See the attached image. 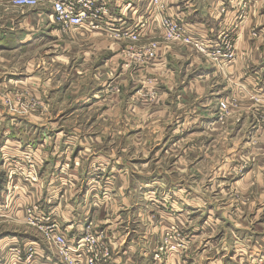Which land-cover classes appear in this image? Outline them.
Returning <instances> with one entry per match:
<instances>
[{"label": "crops", "instance_id": "1", "mask_svg": "<svg viewBox=\"0 0 264 264\" xmlns=\"http://www.w3.org/2000/svg\"><path fill=\"white\" fill-rule=\"evenodd\" d=\"M9 1L0 0V4ZM99 2L104 3L109 9V15L102 23L103 29L89 33L81 28H71V33L73 31L76 33L72 35L76 43H92L91 47L97 49L95 53L100 52L99 54L102 55L99 59H93L92 64H85L94 65L99 86L95 87L93 84L86 87V93L79 97L76 94L75 107L90 110L100 104L104 105L107 112L112 109L111 107L115 112L125 102L126 105L131 103L139 105L145 90L159 87L160 91L167 95L176 93L171 94L174 99L169 101L168 105L179 119L176 132H182V135H192L194 132L219 124V119L209 116L208 112L211 106L218 107L221 102L229 106L239 102L245 109L252 107L253 102L264 107V0H257L245 9L239 7L235 0H163L165 15L177 20L191 37L212 44L218 42L222 34L230 35L235 57L231 62L220 61V63H214L212 58L196 54L189 48L180 47V43H176L177 45L162 43L163 31L150 6V0H99ZM4 8L1 6L0 11ZM241 10H245V14L240 15ZM26 11L27 14L32 13V15L27 17ZM52 14L50 6H40L27 9L21 13V16H17L16 28L0 22V52L4 51L5 54L13 50L36 48L54 41L57 35L59 37L56 33L61 32L62 28L51 19ZM43 16L47 17V22ZM130 31H138L142 45L129 48L132 41L124 34ZM154 39L161 43L157 44L159 48L156 58L146 57L139 62L136 55L148 45V41ZM81 68L86 70L87 66ZM113 72L121 76L109 82L110 80L105 76ZM123 73L131 74L132 77L125 81L127 77L122 78ZM141 73L150 75L156 83H146L144 86L132 83L133 75L139 77ZM209 81L216 84L210 95L207 85ZM3 84L5 83L0 81V87ZM109 84L117 85L122 92L123 88L127 87H132L133 90L127 97L122 92L110 97ZM75 87H78L77 83ZM192 99L197 102L190 104ZM256 99H259V102ZM255 112H251L252 116ZM248 113L250 110L247 111ZM115 117H118V121L120 118L127 119L126 116ZM44 128L47 131L41 129L43 134L39 136L43 138L37 142L38 157L43 162V169L50 165L58 171L66 156L65 166L62 168L68 172L66 177L57 180L47 178L44 171L38 183L22 182L16 178L14 183H18L20 188L16 190L18 196L16 195L17 198L11 206L15 218L23 219L28 206L39 205V214H52L71 245L81 239L87 227L95 233H103L113 255L110 261L102 264H158L156 252L161 242L159 238L162 237V235L158 237V232L166 234L171 224L179 223L182 226L185 222V231H191V228L193 233L189 244L191 252L176 256L173 262L197 264L199 255L203 254L207 262L210 260L207 253L213 245H206L198 240L209 233L204 228L209 222L207 219L206 222H201L200 217L197 215L195 218L193 213L201 212V218L207 217L211 220L221 213L225 215V211L215 207L198 209L201 200L194 194H180L178 190L180 185L172 184L171 195L168 198L161 193L159 189L161 185L156 179L148 178L146 182L138 184L140 197L139 194L135 197L131 191H127L126 186H135L137 182L135 179L129 182V176L124 174V171L127 166L134 171L136 159H126L123 156L126 151L124 147H117L116 151L112 147L99 148L96 146V143L100 142L97 140L98 137H95L94 142H83L82 139L79 143L80 136L59 129H54L57 131L54 137L58 139L54 147L51 145L48 147L46 135L50 132V127L44 126ZM5 134L10 136L16 132L8 128L4 131V138ZM50 136L53 137V134ZM22 140L13 145L8 141L7 149L0 151L3 155L2 161L4 160L2 184L5 183V178L12 169V161H21L22 152L27 148L26 144L31 143H26L27 139L22 138ZM59 140L61 144L58 143ZM67 146L69 151H64ZM4 151L6 154H3ZM5 156L8 158L4 159ZM254 169L253 166L249 167L240 178L235 177L231 169V176L224 175L223 179L230 182L235 180L236 183L248 187L254 177ZM258 181L260 183L257 186L262 188L263 177ZM14 183L9 184L16 186ZM68 184H71V188H66ZM166 191L168 193L169 189ZM2 199L4 200V197L0 195V203ZM172 202L175 204L177 202V205L178 202L180 203L177 207ZM159 204L161 207L157 206ZM191 204L195 205L191 206ZM189 207H192L193 212L188 210ZM189 213L190 215L187 216ZM212 220L214 222V219ZM256 228L257 225H251L250 232L243 231L244 237H240V241L233 245L226 242L216 244L215 246L221 247L218 252L215 250L219 254H216L215 261L206 263L264 264V235L257 232ZM23 243H25L24 239ZM27 243L41 246L38 238L31 239L26 245ZM43 246L44 248L37 249L38 262L35 261L33 264H62L57 252L53 250L54 247L51 248L53 250L51 252L44 244ZM171 255L172 253L169 254L166 264H169ZM199 264L203 263L199 262Z\"/></svg>", "mask_w": 264, "mask_h": 264}, {"label": "rangeland", "instance_id": "2", "mask_svg": "<svg viewBox=\"0 0 264 264\" xmlns=\"http://www.w3.org/2000/svg\"><path fill=\"white\" fill-rule=\"evenodd\" d=\"M1 6L5 7L0 11L1 24H10L11 27L16 28L17 18L23 11L45 5L21 8L13 6L10 0L6 4L2 2L0 9ZM27 12V17L32 15ZM43 18L47 22V17L43 16ZM51 19L54 20V17L52 16ZM61 30L56 33L59 34V37L57 35L54 41L44 43L42 46L13 50L10 53L5 52V54L4 51L0 52V81L5 83L0 87V151L7 149L8 141L11 145L23 141L22 138L27 139L26 143L31 142L26 144L27 148L22 152V160L12 161V170L16 173L10 176L11 171H9L3 184L2 166L4 160L2 161L3 155L0 153V195L4 197L0 203V264L38 262L36 260L39 256L37 249L44 248L43 244L51 252L53 250L57 252L55 247L53 248L45 241V236L38 228L27 223L26 213L21 219L20 217L15 218L11 211L12 202L18 196L16 190L20 188L18 183H14L16 178L22 182L38 183L44 171L47 178L57 180L67 175L68 171L63 170L66 156L58 171H55L50 165L43 169L42 164L34 170L37 174L35 181L24 175L28 176L31 170V164L25 162L24 154L29 156L32 149L33 151L38 150L37 142L43 138V136H39V134H43L41 129L47 131L44 126L50 127V132L46 135L48 147L50 145L54 147L58 140L54 137L57 134L54 129L74 132L81 138L78 140L79 143L82 139L83 142H94L95 137H98L97 140L100 142L96 143V146L99 148L112 147L116 151L117 147H124L123 149L126 151L123 156L126 159H136V166L133 167L135 170L132 171V168L127 166L124 171V174L129 176V182L132 179L137 182L135 186H126L127 191H131L135 197L140 191L138 184L146 182V179H156L161 185L159 187L161 193L166 197L171 195L172 184L180 185L178 188L180 194H194L201 200L197 206L198 209L206 210L215 207L225 211V215L221 213L220 216L216 215L214 218L210 215L214 222L212 219L208 220L207 217L201 218V212L193 213L195 218L197 215L200 217L201 222H206V219L209 222L204 226L206 232L209 233L198 239L206 245H213L207 253V257L210 258L209 263L215 261L216 254H219L218 250H221L220 246H215L216 244L226 242L233 245V243L239 242V238L245 235L243 231L250 232L251 225H257L256 229L258 230L256 231L264 235V186L262 188L257 186L260 183L258 179L261 177L264 179V107L255 102L248 109L242 108L239 102H234L233 106L227 105L226 109H221L220 106H211L208 115L218 118L219 124L206 130L194 132L192 135H182V132H176L179 119L168 105V102L174 99L171 94L176 93L172 92L167 95L162 93L159 87L145 90L140 98L142 101L137 106L134 103L126 105L125 102L115 112L113 107L107 112L104 105L100 104L90 110H81L74 105L75 95L77 94L79 97L86 93V87L93 84L95 87L99 86L94 65H89L92 64L93 59H99L102 55L99 54L100 52L95 53L97 49L91 47L92 43H76L72 38V35H76V33L73 31L72 34L71 28ZM140 38L132 41L129 48L142 45ZM161 39L164 40V36ZM151 41L147 42L148 45L160 43L155 39L152 43ZM162 43L177 45L176 43L180 42L164 40ZM179 46L189 48L192 52L199 54L186 43H180ZM93 49L95 50L93 51ZM84 66H87L86 70L81 68ZM130 75L123 73L122 78L127 77L125 81H128L132 77ZM120 76L117 72H113L105 77L110 80L109 82H112ZM136 76L133 75L131 82L139 83V86L156 83L155 79L148 74L141 73L139 77ZM76 83L78 84L77 88L75 87ZM207 85L210 95L216 84L209 81ZM132 90V87H127L123 88L122 92L117 85H110L108 93L110 97H113V95H119L122 92L127 97L128 94L130 96ZM195 102L197 101L192 99L190 104H195ZM248 110L250 113L247 114ZM252 111H256L253 116ZM116 115L126 116L127 119L120 118L118 121ZM8 128L15 131L16 134H10V136L5 134L4 138V131ZM51 134L53 137L50 136ZM58 143L61 144V140ZM64 151H69V146L65 147ZM3 154L6 152L4 151ZM7 158L4 157V159ZM252 166L255 167L254 177L248 187H244L242 183H236L235 180L230 182L223 179L224 175L231 176V169L232 174L240 178ZM9 183H14L16 186ZM68 185L66 188H71V184ZM166 189H169L168 193ZM154 204L156 205V203ZM173 204L178 207L177 202ZM34 205L28 206L26 211ZM194 205L191 204V206ZM157 206L161 207L160 204ZM189 209L193 212L192 207ZM9 211L11 212L6 214ZM180 225L179 223L171 224L168 227L170 230L165 232L166 234L158 232V237L162 235L159 238L161 242L156 252L158 264H166L170 253L172 255L169 264H175L173 261L176 256L191 252L189 244H191L192 229L185 231V222L182 226ZM36 238L41 242L40 247L37 244L27 243L28 245H26V242ZM23 239L25 243L22 244ZM5 243L12 244L8 246L4 245ZM168 244L170 245L165 247ZM195 252L197 253V251ZM110 254L113 255L112 250H110ZM204 255H199V262L203 264L207 262ZM111 256L107 259L104 257L105 261H110Z\"/></svg>", "mask_w": 264, "mask_h": 264}, {"label": "built area", "instance_id": "3", "mask_svg": "<svg viewBox=\"0 0 264 264\" xmlns=\"http://www.w3.org/2000/svg\"><path fill=\"white\" fill-rule=\"evenodd\" d=\"M256 1L235 0L239 7L242 6V9ZM11 3L13 6L21 8L48 5L52 9V16L59 27L62 29L81 28L89 33L99 32L103 29V20L109 15V9L104 3H100L99 0H11ZM150 3L163 31L165 41L186 43L192 46L199 54L206 55L215 62H231L234 59V46L229 34H222V38L212 44L195 39L187 33L177 20L165 15L163 0H150ZM243 14H245V10H241L240 15ZM124 35L130 38L131 41L139 40L140 37L138 31L126 32ZM157 52L158 45L152 43L141 49L136 58L138 60L146 57L154 59ZM256 101L259 102V99H256ZM219 106L221 109L227 108L225 102L219 103ZM38 155V150L33 151V149L29 156L24 154L25 162L31 164L30 174L28 176L24 175L28 179H33V181L36 180L37 175L34 170L43 164ZM10 171V176L16 173L12 169ZM39 210L40 207L34 205L26 211L27 223L38 228L45 236V241L57 249L58 258H60L62 264H102L106 262L105 259L111 256L110 247L103 233H95L90 227H87L81 239L76 244L71 245L61 232V226L57 223L56 218L52 214H39ZM169 245H165V247ZM156 259L158 258L156 257Z\"/></svg>", "mask_w": 264, "mask_h": 264}, {"label": "bare ground", "instance_id": "4", "mask_svg": "<svg viewBox=\"0 0 264 264\" xmlns=\"http://www.w3.org/2000/svg\"><path fill=\"white\" fill-rule=\"evenodd\" d=\"M150 6H151V4H150Z\"/></svg>", "mask_w": 264, "mask_h": 264}]
</instances>
